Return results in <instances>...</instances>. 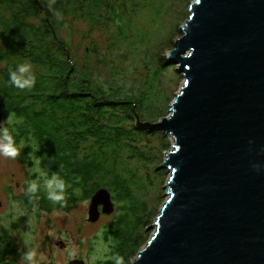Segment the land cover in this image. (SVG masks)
Segmentation results:
<instances>
[{
	"label": "water",
	"instance_id": "obj_1",
	"mask_svg": "<svg viewBox=\"0 0 264 264\" xmlns=\"http://www.w3.org/2000/svg\"><path fill=\"white\" fill-rule=\"evenodd\" d=\"M189 12L168 56L185 79L170 115L136 116L174 145L159 168L168 199L134 264H264V0H195ZM115 209L102 188L88 222Z\"/></svg>",
	"mask_w": 264,
	"mask_h": 264
},
{
	"label": "trees",
	"instance_id": "obj_2",
	"mask_svg": "<svg viewBox=\"0 0 264 264\" xmlns=\"http://www.w3.org/2000/svg\"><path fill=\"white\" fill-rule=\"evenodd\" d=\"M141 1L146 5L149 0H0V104L6 115L14 117L5 127L16 146H28L27 154L52 161L49 178L57 173L66 185V203L49 201L39 181L38 199L30 201L24 193L23 200L37 212L50 213L55 208L70 212L78 201H89L107 188L118 204L111 225L114 256H123L126 262L135 257L127 255L129 245L140 250L147 240L121 229L132 222L139 227L135 218L143 220L146 213V204L131 196L132 190L142 191V186L134 173L125 175L128 164L121 158L129 148L131 157L145 156L129 142L133 135L124 124L148 112L149 92L126 93L114 70L106 79L100 66L114 63L107 56H98V65L81 67L61 31L76 21L92 29L112 25L111 42L119 51L126 42L129 17L141 9ZM22 63L32 67L35 84L31 89L20 90L9 83V72ZM18 256L5 231L0 236V264H18Z\"/></svg>",
	"mask_w": 264,
	"mask_h": 264
},
{
	"label": "rangeland",
	"instance_id": "obj_3",
	"mask_svg": "<svg viewBox=\"0 0 264 264\" xmlns=\"http://www.w3.org/2000/svg\"><path fill=\"white\" fill-rule=\"evenodd\" d=\"M194 1L149 0L145 2L146 5H142L141 1V9L129 17L126 42L119 45V51L111 42L112 25L92 29L89 24L76 21L64 27L61 37L70 45L71 54L81 67L98 65L97 57L101 55L112 58L113 64L106 62L100 66L105 78L109 79L114 70L126 93L149 92L148 112L141 115V121L157 123L164 114L170 115L171 105L185 82L184 76L177 72L178 67L168 60V56L174 50V43L182 36L181 30L190 17L189 7ZM161 65L165 67L160 71ZM3 113L5 122H12L13 118L6 115L4 110ZM136 121L127 122L124 126L133 135L132 142H129L140 150L145 159L131 157L130 148L121 155L122 163L128 164L125 175L131 177L134 173L143 189L132 190L131 196L146 204L144 219H140V216L135 218V224L139 227H134L133 222L127 229L121 226L126 233L134 234V238L143 236L147 240L140 250L133 243L129 245L127 255L135 257L151 240L152 226L168 199L167 181L171 174L159 168L174 145L172 136L139 129ZM17 147L21 153L17 158L0 156V236H5V231L9 233L19 253L18 264L26 247L35 251L36 264H50L51 261L69 264L71 260L106 264L112 261L116 243L111 235V225L118 213L117 202L114 201L115 212L103 215L95 224L88 222L91 200L78 201L70 212L60 208L50 213L30 209L23 200L26 185L39 181L43 186L49 178L48 172L53 162L27 154L26 144ZM127 222L131 223L128 217ZM145 224L149 226L140 227ZM60 242L65 243V248L61 247ZM135 257L131 259V264L136 261Z\"/></svg>",
	"mask_w": 264,
	"mask_h": 264
},
{
	"label": "clouds",
	"instance_id": "obj_4",
	"mask_svg": "<svg viewBox=\"0 0 264 264\" xmlns=\"http://www.w3.org/2000/svg\"><path fill=\"white\" fill-rule=\"evenodd\" d=\"M9 83L20 90L31 89L35 84V77L32 73V67L28 63L18 64L14 71L9 72ZM14 119V117H13ZM21 153L16 146L13 135L9 132L7 127H0V156L15 159ZM259 170L260 165H254ZM43 188L46 198L56 204L66 203L65 192L66 185L63 178L57 173H53L50 178L44 181ZM39 186L36 182H30L26 185L25 194L31 201L34 198L38 199ZM51 234V233H50ZM26 251L22 252L20 264H36V253L32 249L26 247ZM138 262L141 256L135 257ZM113 264H131V260L125 261L123 256L113 257Z\"/></svg>",
	"mask_w": 264,
	"mask_h": 264
},
{
	"label": "flooded vegetation",
	"instance_id": "obj_5",
	"mask_svg": "<svg viewBox=\"0 0 264 264\" xmlns=\"http://www.w3.org/2000/svg\"><path fill=\"white\" fill-rule=\"evenodd\" d=\"M72 261H74V260H71V261L69 262V264H71ZM51 262H54V261H51ZM54 263H55V262H54Z\"/></svg>",
	"mask_w": 264,
	"mask_h": 264
}]
</instances>
